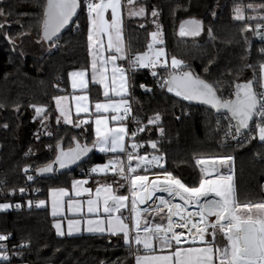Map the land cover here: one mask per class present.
Segmentation results:
<instances>
[{
  "label": "snow or ice",
  "instance_id": "1",
  "mask_svg": "<svg viewBox=\"0 0 264 264\" xmlns=\"http://www.w3.org/2000/svg\"><path fill=\"white\" fill-rule=\"evenodd\" d=\"M129 6L128 15L145 17L146 9L143 5L134 6V0H126ZM42 11L39 17L38 43H47L49 48L56 47L60 39L61 30L70 23H74L73 17L77 16L78 10L87 13V41L89 55L91 56L90 68L85 67L72 71V88L87 92L89 84V72L91 80L103 86V101L94 104V110L90 112L89 96H75L76 114H83V119L73 121L71 112L65 105L68 100L66 96H53L54 109L59 113L56 121L59 124L63 119L65 124L82 128L89 125L91 116L95 117L94 139L91 144L81 143V140L73 136L70 138L68 147H64V137H60L53 145H47L54 158L42 166L33 167L25 165L22 169L27 182H36L40 176L52 175L63 169L82 162L93 150L108 154H126L127 164L119 155H113L102 164H93L83 173L87 179L72 180L71 188L74 197L70 195L69 188H52L51 215L53 227L58 235H65L64 221L67 223V234L81 231L86 226L88 232L100 234L107 233L110 236L122 237L123 243L129 249V255L133 256L135 264H264V203L241 204L236 196L231 172L228 174L219 171V166L231 165L234 157L231 155L213 157L210 160H197L201 166L202 176L198 186H188L178 176L164 168L165 155L158 148L159 140H149L147 143L153 150L151 153L139 154L137 149L143 147V142L138 141V134L151 130V126L158 128L161 136L164 129L159 127L161 114L155 113L147 119L144 124L139 118H134L135 128L129 129L126 120L131 115V105L128 102V89L131 87L128 69L117 61H126L132 73L138 69H151V75L156 85L169 93H175L177 97L186 101H198L211 106L217 114L221 115L227 122L224 136L238 145L242 142L251 143L258 140L264 145V61L256 66L245 65L253 68V78L242 82H235L229 86L228 95L225 96L220 88V82H209L195 74L190 65L183 60L171 57L168 65L165 50L155 48L156 44H163L159 37L162 35V26L157 23L158 9L153 6L150 13L152 23L156 24V31L150 33L151 41L147 44V50L140 52H129L124 41L123 19L121 15V0H43L40 5ZM177 5V8H180ZM245 8L255 15L245 16ZM111 10V19H107L105 13ZM233 19L243 22L241 28L242 40L246 52L251 48V40L247 35L258 37L264 42V4L241 5L235 4ZM216 15L215 12L212 13ZM12 17L11 10L0 7V30L4 29ZM252 21H256L253 26ZM79 30L78 21L75 22ZM143 27V25H141ZM204 31L203 22L195 18L182 20L179 24V36L196 37ZM212 37V29H207ZM28 33L21 32L17 36L23 38ZM4 38L15 47L16 40L3 33ZM107 37V49L111 50L108 57L102 55L104 43L102 37ZM214 39V37H213ZM264 56V47L258 49ZM22 54V53H21ZM164 58V59H162ZM160 64L166 76L159 77L156 67ZM211 63V62H210ZM111 64L109 74L108 65ZM170 67V71L168 70ZM234 79H237L234 77ZM145 91L152 89L144 84L139 85ZM57 90H60L58 85ZM113 97H117L114 99ZM39 116L41 127L46 134V121L49 120L50 112L48 105H31ZM19 106H17L18 110ZM33 119H36L34 116ZM112 123V126L110 125ZM220 124V121H217ZM7 127V125H4ZM86 130V129H85ZM131 141L126 146L125 138ZM40 137L36 135L38 140ZM32 152L29 148L25 156ZM259 155V154H258ZM157 170V171H154ZM142 171L146 174H138ZM38 173L34 176L30 173ZM109 172L116 174L112 183H101L94 179L95 190L85 187L89 179L107 175ZM150 173L152 179H149ZM215 173L213 178L204 177ZM123 181L124 183H121ZM4 181H0L3 185ZM117 185V189L113 188ZM127 185L131 197L129 207L128 195L118 194V189ZM26 188L9 189L6 195L19 192L25 194ZM3 192V187H0ZM162 193L159 196L155 194ZM82 193L87 194L84 200ZM167 194V197L164 195ZM155 200V208L147 204V201ZM67 197L65 202L62 198ZM179 202H175L176 198ZM79 198V199H78ZM28 207L33 206V201L27 202ZM47 204L46 200H38L35 206L40 207ZM65 205L67 212H65ZM139 205H146L138 207ZM12 207L21 208L20 203L15 205L4 202L0 203V210ZM150 208L160 216L161 223L153 224L152 221L141 222L142 214L149 213ZM167 208V214L161 215L163 209ZM128 211L130 216H125ZM71 217L78 218H69ZM131 220V223L126 222ZM166 220L165 224L163 221ZM224 238L223 246L217 243V235ZM10 233L0 234V262L11 264L12 259L22 256V249L30 247V241H23L19 245L8 247ZM200 247H183L184 244ZM158 245L159 251L174 249L166 254L156 255ZM143 250V255L140 254ZM101 264H105L101 261Z\"/></svg>",
  "mask_w": 264,
  "mask_h": 264
},
{
  "label": "trees",
  "instance_id": "2",
  "mask_svg": "<svg viewBox=\"0 0 264 264\" xmlns=\"http://www.w3.org/2000/svg\"><path fill=\"white\" fill-rule=\"evenodd\" d=\"M135 1L145 7L147 15L125 16L123 29L129 52L147 50V44L152 39L150 33L157 30L150 15L155 6L159 11L157 23L162 26L163 44L159 46L165 49L168 59L175 56L188 63L191 71L201 78L209 82L219 81L225 96L231 84L253 78V68L245 65L256 66L258 72V63L264 61V56L258 52L264 47V42L250 32L247 35L251 48L246 52L247 46L240 31L245 25L233 19L232 11L235 4L247 5L264 0ZM42 3L43 0H0V7L12 12L8 22L10 26L0 30V181H4L0 185L3 187L0 203L22 205L21 208L0 210V233L11 234L9 248L23 241L31 242L30 247L22 249L23 255L12 259L11 264H101V261L105 264H134L135 260L120 236L107 233L59 236L53 227L48 205L51 188L68 187L73 178L84 176L87 168L106 161L110 156L93 149L88 158L76 166L40 176L34 183L27 182L22 171L25 165L38 167L53 159L54 154L46 146L55 144L60 137H64V147L69 146L73 136L81 143L86 140L91 144L94 139L90 121L82 128L61 121L58 124L56 116L59 114L52 100L53 96L70 92V71L90 65L87 13L80 10L74 23L60 36L58 45L49 48L47 43L37 42ZM177 5L181 7L177 8ZM245 12L251 13L249 9ZM189 18L203 22L206 38L188 40L176 36L180 22ZM252 23L254 26L256 21ZM209 27L212 29L211 38H208ZM21 32L28 34L21 39L17 36ZM3 33L16 40L15 47L4 38ZM158 69L166 75L163 68L158 66ZM129 77L131 87L128 99L136 117L146 124L149 117L160 113L159 127L164 129L163 136L155 126L138 134V141L143 142V147L137 149L139 154L151 153L153 150L147 141L159 140L158 148L165 155L164 168L190 187L198 186L202 176L197 160L231 155L234 157L232 174L238 201L241 204L264 203V145L258 140L239 145L230 138L226 140L224 131L227 122L221 115L208 107L189 104L166 88H159L147 69L130 72ZM141 84L152 90L145 91L139 86ZM57 85L60 90H57ZM96 88L98 86L92 85L91 90ZM33 104L48 105L50 117L45 123L52 137L41 127V118L31 107ZM34 116L36 119H33ZM83 118L77 116L74 122ZM36 135L40 137L38 140ZM29 148L32 152L25 156ZM30 174L39 176L35 172ZM138 174L146 173L138 171ZM114 178H118L116 174L108 173L92 178L90 184L95 185L94 179L112 183ZM113 186L117 189L116 184ZM12 188H26L28 191L23 195L19 192L6 195ZM127 193V185L118 189V194ZM29 200L33 201L31 208L27 204ZM38 200H46L47 204L37 207L35 202ZM166 214L167 210L161 213ZM147 215L152 216L151 213ZM153 221L162 222L158 215L153 217ZM163 222L166 224L167 221ZM216 239L223 246V236L218 234Z\"/></svg>",
  "mask_w": 264,
  "mask_h": 264
},
{
  "label": "crops",
  "instance_id": "3",
  "mask_svg": "<svg viewBox=\"0 0 264 264\" xmlns=\"http://www.w3.org/2000/svg\"><path fill=\"white\" fill-rule=\"evenodd\" d=\"M121 15H122V19H123V28H124V21H125V16H127V14H125V12H124V10H123V6L121 7ZM105 16H106V18L107 19H111V10H109L107 13H105ZM123 33H124V29H123ZM102 39H103V43H104V49H103V51H102V55L104 56V57H108L109 56V54H110V51L111 50H109V49H107V37L106 36H103L102 37ZM124 41H125V37H124ZM126 42V41H125ZM125 45H126V47H127V44L125 43ZM127 49H128V47H127ZM90 58V64H91V56L89 57ZM117 63L118 64H122L123 65V67L125 68V69H128V75H130L129 74V65H128V63L126 62V61H117ZM108 71H109V74L111 73V68H112V65L111 64H109L108 66ZM88 68H90V65H89V67ZM75 70H78V69H75ZM75 70H72V71H75ZM72 71H70V73L72 72ZM69 73V74H70ZM88 79H89V84H88V90H87V92L85 93V92H82L81 90H79V89H73L72 88V86H71V77L69 76V84H70V92H68V93H64V94H60V96H66V97H68V100L67 101H65L64 103H65V105L67 106V108L70 110V112H71V118L73 119V121H74V119L77 117V114H76V109H75V105H76V101H75V99H74V97L75 96H82V95H85V94H87L88 96H89V101H88V104H89V108H90V112L91 111H93L94 110V104L97 102V101H103L104 100V96H103V86L102 85H100V84H98L97 82H95V81H92L91 80V75H90V72H89V77H88ZM92 85H96V86H98V88H96V89H94V90H91V87H92ZM129 90H130V87H129V89H128V95H127V99H128V96H129ZM114 99H117V97H113ZM54 102V101H53ZM59 114V113H58ZM79 116H83V114H80ZM94 120H95V117L94 116H91L90 117V119H89V121L92 123V129L94 130L95 129V124H94ZM109 126H112V123L110 122V125ZM128 126V125H127ZM129 128V127H128ZM125 143H126V146H128L129 144H130V141H129V139H128V137H126L125 138ZM96 152H98V153H101V152H99L97 149H94ZM104 154V153H103ZM113 155H119L120 156V158L122 159V160H124V162H126L127 161V158H126V154H121V153H115V154H108V156H113ZM108 159V158H107ZM106 161H104V162H102V163H105ZM102 163H99V164H102ZM109 174H114V173H112V172H109ZM148 175H151V174H148ZM102 176V175H101ZM88 177H86V176H78V177H75V178H73L72 180H79V179H87ZM72 180H71V182H72ZM90 180L91 179H89V183L87 184V185H85V187H92L93 188V191L95 190V185H91L90 184ZM113 186V185H112ZM63 187H66V188H69V191H70V195H72L73 197H74V190L71 188V184L67 187V186H63ZM54 188H60V187H54ZM113 188H114V186H113ZM52 189V188H51ZM50 189V190H51ZM115 189V188H114ZM50 190H49V193H48V205H49V209H50V212H51V200H52V196H53V194L50 192ZM157 194V195H156ZM155 195L156 196H159V195H161L162 193H159V192H157ZM123 195H128L129 196V201H128V205H129V207L131 206V203H130V201H131V197H130V193L128 192L127 194H123ZM80 198H82V199H84V200H86L87 199V194H84V193H82V197H80ZM65 202L67 201V197H63L62 198ZM79 199V198H78ZM155 199V198H154ZM149 200V201H147V204H149V205H151V206H153L154 208H155V204L156 203H158V201L157 200ZM144 206H146V205H139L138 207H144ZM150 210H152V208H150ZM65 212H67V208H66V205H65ZM155 213V212H154ZM127 214H129V212L128 211H124V215L125 216H127ZM156 215V213L154 214V215H152V216H155ZM152 216H150V217H147V215L146 214H142V219H141V222L142 223H144L145 222V220H149V221H152V223L153 224H155V222L153 221V218H151ZM68 217L69 218H78V217H71V214H68ZM126 222H129V223H131V220H128V221H126ZM167 223V222H166ZM64 230H65V235H69V234H67V223H66V219H65V221H64ZM55 229V228H54ZM56 231V230H55ZM57 233V232H56ZM78 234H100V233H96V232H88L87 230H86V226H82L81 227V231H79V232H73L72 234H70V236L71 235H78ZM60 236V235H59ZM64 236V235H63ZM189 246H193V247H200V246H202V245H200L199 243H197V244H195V245H189V244H184L183 245V247H189ZM154 247H157V252H155V253H153V254H156V255H160V254H166L167 252H169V251H172V250H174V249H165L163 252H161V251H159V248H158V245H156V244H154ZM140 254L141 255H143L144 253H143V251H141L140 252ZM134 264H135V261H134Z\"/></svg>",
  "mask_w": 264,
  "mask_h": 264
},
{
  "label": "rangeland",
  "instance_id": "4",
  "mask_svg": "<svg viewBox=\"0 0 264 264\" xmlns=\"http://www.w3.org/2000/svg\"><path fill=\"white\" fill-rule=\"evenodd\" d=\"M250 4V3H249ZM251 4H253V5H260V4H264V2H260V3H251ZM248 5V4H247ZM134 6L135 7H140V4L139 3H137L135 0H134ZM246 6V5H245ZM245 9H247V8H245ZM123 10H124V12H125V14H127V16L128 17H136V16H129L128 15V10H129V6L127 5V2H125V5L123 6ZM249 15H255V13H250V14H247L246 12H245V16L247 17V16H249ZM160 39H162V37L160 36L159 37ZM204 38H206V35L204 34V32L202 31L201 33H200V35L199 36H196V37H187V39L188 40H193V39H195V40H199V39H204ZM208 38H211L209 35H208ZM155 48H161L160 46H159V44H156V45H154V49ZM164 49V48H163ZM165 50V49H164ZM166 53V52H165ZM162 59H164V58H162ZM166 59H167V61H168V63H171V59H168V57H167V55H166ZM170 60V61H169ZM169 71L171 70V69H168ZM61 122L63 123V124H65L64 123V121H63V119H61ZM219 171L220 172H222V173H225V174H228L229 172H231V174H232V164L231 165H229L228 167H219ZM215 174H211V175H209V176H206V177H204V178H206V179H211V178H213V176H214ZM232 176H233V174H232ZM157 195V194H156ZM155 195V196H156ZM166 197H167V194H164ZM155 196L153 197V199L155 198ZM155 200V199H154ZM258 204H260V203H258ZM152 208H154L153 206H152ZM166 209L167 208H164L163 210H165L166 211ZM149 213H151L152 215H154L155 213L152 211V210H149ZM147 215V214H146ZM156 216V215H155ZM155 216H152L151 218H153V217H155ZM147 217H150L149 215H147Z\"/></svg>",
  "mask_w": 264,
  "mask_h": 264
},
{
  "label": "built area",
  "instance_id": "5",
  "mask_svg": "<svg viewBox=\"0 0 264 264\" xmlns=\"http://www.w3.org/2000/svg\"><path fill=\"white\" fill-rule=\"evenodd\" d=\"M125 2H126V0H121V4H122V6H124L125 5ZM170 61V60H169ZM170 64L171 63H168V65L170 66ZM158 66H160L161 68H163L159 63L157 64V67H156V71H157V73H158V75H159V77H164V76H166V75H164V74H161L160 73V69H158ZM169 69H170V67H169ZM148 70V75L150 76V77H152L153 78V76L151 75V69H147ZM130 70H129V74H130ZM128 102H129V104L131 105V115H130V117L126 120V123H127V125H128V127H129V129H132V128H135L137 125L135 124V121H134V118H137L136 117V115H135V113H134V110H133V108H132V104H131V102H130V100L128 99ZM140 134V133H139ZM130 141V140H129ZM139 142H142V141H139ZM130 143H131V141H130ZM165 162V161H164ZM125 164H127V161L125 162ZM16 204V203H15ZM15 204H13V205H15ZM167 210V209H166ZM127 216H130V214H127ZM130 220V219H129ZM0 234H2V233H0Z\"/></svg>",
  "mask_w": 264,
  "mask_h": 264
},
{
  "label": "water",
  "instance_id": "6",
  "mask_svg": "<svg viewBox=\"0 0 264 264\" xmlns=\"http://www.w3.org/2000/svg\"><path fill=\"white\" fill-rule=\"evenodd\" d=\"M79 12H80V10H78V14H79ZM78 14H77V16H78ZM77 16H75V17H73V21H75V19H76V17ZM73 23H70L69 25H67L64 29H62L61 30V33L59 34L60 36L72 25ZM179 25H178V27H177V29H176V36L179 38V39H186L187 37H181V36H179ZM204 79V78H203ZM206 80V79H205ZM174 95H175V93H173ZM177 97V96H176ZM179 99H181V100H183L182 98H180V97H178ZM184 101H186V100H184ZM187 103H189V104H192V105H199V106H205V107H208V108H210V110H213L214 112H216L214 109H212L211 108V106H209V105H206V104H203V103H201V102H198V101H186ZM89 155V154H88ZM88 158V156L87 157H85L84 159H87ZM83 159V160H84ZM210 159H212V158H205V159H201V160H210ZM74 166H76V165H73V166H71V167H74ZM228 167L229 166V164H225V165H223V166H221V167ZM220 167V166H219ZM64 170V169H63ZM60 171H62V170H60ZM213 174H215V173H213Z\"/></svg>",
  "mask_w": 264,
  "mask_h": 264
},
{
  "label": "bare ground",
  "instance_id": "7",
  "mask_svg": "<svg viewBox=\"0 0 264 264\" xmlns=\"http://www.w3.org/2000/svg\"><path fill=\"white\" fill-rule=\"evenodd\" d=\"M152 178H153L152 175H149V179L151 180ZM175 202H177V203L179 202V198L178 197L176 198Z\"/></svg>",
  "mask_w": 264,
  "mask_h": 264
}]
</instances>
